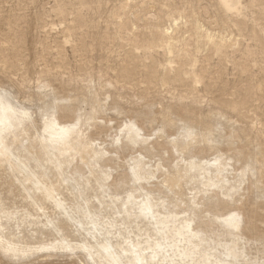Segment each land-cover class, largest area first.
<instances>
[{"label": "bare ground", "instance_id": "bare-ground-1", "mask_svg": "<svg viewBox=\"0 0 264 264\" xmlns=\"http://www.w3.org/2000/svg\"><path fill=\"white\" fill-rule=\"evenodd\" d=\"M216 2L231 17H240L244 7L240 0ZM169 30L163 34L171 48ZM221 49L212 50L218 54ZM189 61L166 71L175 84L190 78L187 93L200 83L194 70H186ZM154 72L147 75L150 84L164 85L166 79ZM129 73L126 67L123 77ZM14 100L0 88V255L8 264L63 259L64 264H264V257L249 255L253 241L246 234L256 227L245 222L240 204L250 178L264 169V160L259 163L243 145L232 156L223 153L224 140L228 148L234 147L231 136L216 133L223 116L212 128L206 122L209 127L201 129L186 112L185 119L165 113L161 129L153 134L130 118L106 145L96 136L107 125L96 119L78 116L63 123L57 111L70 114V109L54 107V113L41 114L38 121ZM229 106L241 114L237 104ZM147 116L141 114L144 123L150 121ZM257 127L264 141V125ZM171 128L177 132L169 134ZM125 153L129 160H121ZM121 168L125 174L114 177ZM123 188L125 197L119 193Z\"/></svg>", "mask_w": 264, "mask_h": 264}, {"label": "rangeland", "instance_id": "rangeland-1", "mask_svg": "<svg viewBox=\"0 0 264 264\" xmlns=\"http://www.w3.org/2000/svg\"><path fill=\"white\" fill-rule=\"evenodd\" d=\"M240 1L245 8L240 17L232 18L216 0H0V88L10 92L14 101L33 112L38 121L41 114L45 117L47 113V117L54 113V107L70 109V114L57 111L63 123L78 116L96 119L107 125L96 136L106 145L130 118L146 134H153L161 129L165 113L185 119L182 116L186 112L201 129L209 127L206 122L210 128L215 126L221 115L216 133L223 138L231 136L229 141L234 144L228 148L224 140L223 153L232 156L233 149L245 146L261 163L264 141L257 134V125H264V0ZM169 28L174 41L171 48L163 34ZM215 46L222 51L215 54ZM185 60H190L186 70H194L200 80L196 91L190 93L186 90L190 78L186 76V82L175 84L166 72ZM126 67L130 70L128 78L123 77ZM151 68L157 78L166 79L165 87L150 84L147 75L152 73ZM230 103L241 108L240 115L234 113ZM144 113L151 122L141 120ZM168 130L169 134L177 132L176 128ZM121 158L126 161L130 156L125 153ZM121 174L125 169L117 170V175L114 172V177ZM250 179L249 190L240 203L241 212L245 222L256 227L253 234H246L254 242L247 251L252 257L262 258L264 169ZM125 188L119 190L122 197ZM0 264H8L1 255Z\"/></svg>", "mask_w": 264, "mask_h": 264}]
</instances>
